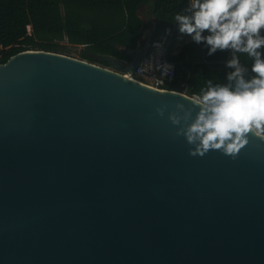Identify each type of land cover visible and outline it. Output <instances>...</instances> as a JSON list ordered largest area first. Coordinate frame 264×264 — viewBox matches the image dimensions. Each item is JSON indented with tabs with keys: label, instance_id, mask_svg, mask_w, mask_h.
<instances>
[{
	"label": "water",
	"instance_id": "95a60500",
	"mask_svg": "<svg viewBox=\"0 0 264 264\" xmlns=\"http://www.w3.org/2000/svg\"><path fill=\"white\" fill-rule=\"evenodd\" d=\"M137 14L124 59L94 55L110 68L0 64V264H264V142L188 155L167 117L192 97L131 78L156 31Z\"/></svg>",
	"mask_w": 264,
	"mask_h": 264
},
{
	"label": "trees",
	"instance_id": "16d2710c",
	"mask_svg": "<svg viewBox=\"0 0 264 264\" xmlns=\"http://www.w3.org/2000/svg\"><path fill=\"white\" fill-rule=\"evenodd\" d=\"M188 3L189 0H0V64L28 50L65 55L67 47H74L81 48L82 61L110 68L94 55L124 59L118 47L135 48L142 26L137 12L147 7L156 20L153 39L172 30L166 59L175 64V76L164 88L193 97L208 79L224 82L229 53L207 56V49L182 39L174 16ZM241 61L246 66L251 64L245 56Z\"/></svg>",
	"mask_w": 264,
	"mask_h": 264
},
{
	"label": "clouds",
	"instance_id": "9594fccd",
	"mask_svg": "<svg viewBox=\"0 0 264 264\" xmlns=\"http://www.w3.org/2000/svg\"><path fill=\"white\" fill-rule=\"evenodd\" d=\"M174 21L179 34L207 49V56L229 53V71L223 83L206 80L186 100L190 104L177 103L167 119L189 146V156L220 151L235 159L249 134L264 142V0H189ZM165 66L170 74L173 66ZM167 107L161 105L156 114L163 118Z\"/></svg>",
	"mask_w": 264,
	"mask_h": 264
},
{
	"label": "built area",
	"instance_id": "2783aa9c",
	"mask_svg": "<svg viewBox=\"0 0 264 264\" xmlns=\"http://www.w3.org/2000/svg\"><path fill=\"white\" fill-rule=\"evenodd\" d=\"M171 34L172 30L167 29L151 41L148 54L140 60L138 67L133 72L132 79L153 89L166 90L164 87L175 76V64L166 59ZM156 45H160V47H156ZM165 64H171L173 66L170 74H168L170 70Z\"/></svg>",
	"mask_w": 264,
	"mask_h": 264
},
{
	"label": "rangeland",
	"instance_id": "374dc122",
	"mask_svg": "<svg viewBox=\"0 0 264 264\" xmlns=\"http://www.w3.org/2000/svg\"><path fill=\"white\" fill-rule=\"evenodd\" d=\"M149 10L148 8H142L141 11H140V14H142L143 12ZM151 15L149 13V15L147 14L146 17H143L144 19H148L145 23V26H144V29H147L150 27L151 23L149 21ZM185 38V41H189V38L187 37H182V39ZM178 48L181 47V44L180 46H177ZM80 51H81V48H74V47H67L64 54L65 56H69V57H72V58H76V59H80ZM63 55V54H62ZM96 65V64H95ZM99 66V65H98Z\"/></svg>",
	"mask_w": 264,
	"mask_h": 264
},
{
	"label": "crops",
	"instance_id": "0c3cea01",
	"mask_svg": "<svg viewBox=\"0 0 264 264\" xmlns=\"http://www.w3.org/2000/svg\"><path fill=\"white\" fill-rule=\"evenodd\" d=\"M142 8H145V7H142ZM142 8L139 9V12L141 11ZM146 8H147V7H146ZM149 13H150L149 10H147V11L143 12L142 15H143V17H146L147 14L149 15ZM151 17H152V16H151ZM151 17H150V18H151Z\"/></svg>",
	"mask_w": 264,
	"mask_h": 264
}]
</instances>
